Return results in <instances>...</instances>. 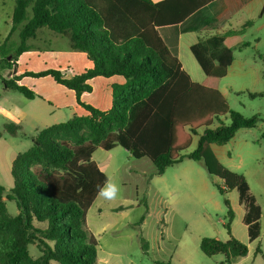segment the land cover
Segmentation results:
<instances>
[{
	"label": "trees",
	"instance_id": "16d2710c",
	"mask_svg": "<svg viewBox=\"0 0 264 264\" xmlns=\"http://www.w3.org/2000/svg\"><path fill=\"white\" fill-rule=\"evenodd\" d=\"M210 1L15 0L11 28L0 44L1 70L11 69L13 61L30 52L29 41L43 28L66 38L71 50L84 54L92 68L65 79L53 62L36 68L41 57L35 55L18 66L21 75L1 79L5 91L31 100L34 91L20 80L50 78L72 91L87 114L41 129L30 138L31 147L13 159V187L5 197L0 185V264H96L97 242L85 217L107 182L92 161L97 147L105 151L120 147L136 160L146 158L156 176L183 159L201 162L209 177L221 182L213 180V185L226 207L223 226L228 239L204 237L200 251L206 257L220 254L227 264L248 254L247 246L231 235L234 211L226 195L233 189L238 192L249 242L260 236L261 208L249 194L245 177L221 165L211 145L223 146L238 130L255 128L261 121L257 115L230 110L218 89L233 51L250 46L242 36L252 22L190 47L204 74L200 83L190 79L157 33L158 27L178 24ZM16 31L18 42L11 39ZM94 85L110 89V107L80 101ZM4 130L15 137L21 126L8 123ZM194 136L196 148L182 155ZM260 139L264 140V131ZM4 198L15 204L16 215L8 213ZM138 238L147 252V242ZM31 247L38 253L35 258L29 254Z\"/></svg>",
	"mask_w": 264,
	"mask_h": 264
},
{
	"label": "rangeland",
	"instance_id": "374dc122",
	"mask_svg": "<svg viewBox=\"0 0 264 264\" xmlns=\"http://www.w3.org/2000/svg\"><path fill=\"white\" fill-rule=\"evenodd\" d=\"M14 5L15 0H0V44L11 28ZM243 38L251 44L246 53L255 57L256 65L264 74V17L253 20ZM11 39L18 42L17 31L12 33ZM29 45L30 52L13 61L11 69H0V108L3 109L0 111V185L4 187V197L13 187L11 163L17 154L31 147L30 138L43 128L66 122L74 115L87 114V111L76 103L72 91L57 85L50 78L24 77L20 80L19 84L34 91L35 97L31 100L17 92L3 90L1 79L9 80L15 75H21L23 72L18 66L32 54L41 57L40 62L36 63V68L40 69L39 65L53 62L65 79L79 76L84 70L90 69L83 56L71 50L66 38L45 28L37 30ZM184 64L192 78H195L196 72L201 71L195 60L194 63ZM228 84L234 90L233 96L229 97L230 110L246 117L257 115L261 119L257 125L258 130L248 139L251 145L242 149L244 161L241 164L249 184V194L261 208L260 236L256 240L248 241L247 229L243 223L245 209L239 203L237 190L233 189L226 195L235 213L230 227L231 235L248 248V254L243 259H237L235 264H264V142L259 145L255 141V138H259L260 130H264V98L248 97V93H264V75L258 79L252 76L238 79L230 75L223 80V85ZM80 101L92 106L103 104L110 107V89L98 90L94 85L91 93L81 95ZM6 113L20 122L21 130L15 137L9 136L4 130L5 124L13 123L6 117ZM197 138L193 137L192 144L182 155L196 148ZM253 151H257L261 158L253 159ZM92 157L94 162L109 160L112 169L106 174L110 178L109 182L117 186L121 180L118 166H127L136 172L142 169L145 172L143 177H140L139 173L133 176L137 189L131 180L122 189L118 188L115 197L126 198L128 202L122 203L123 212L117 216L119 220L123 218L125 221H121L130 223L118 232L117 241H110L106 236L102 239L95 237L99 257L107 259L108 264H227L222 255L206 257L199 249L200 239L204 237L221 241L228 239L223 226L226 221V207L222 196L213 185L214 181L219 185L221 182L211 179L201 162L183 159L167 168L163 175L156 176L148 159L144 158L140 162L120 147L110 151L97 147ZM142 198L144 201H140ZM5 202L8 213L16 215L15 204L11 201ZM93 221L91 224L94 228ZM133 233L137 234L136 238ZM140 236L148 244L147 252L142 250L138 238ZM101 246L103 250L108 248L113 254L100 252ZM257 248L260 253L256 254ZM29 254L35 258L38 253L31 247Z\"/></svg>",
	"mask_w": 264,
	"mask_h": 264
},
{
	"label": "crops",
	"instance_id": "0c3cea01",
	"mask_svg": "<svg viewBox=\"0 0 264 264\" xmlns=\"http://www.w3.org/2000/svg\"><path fill=\"white\" fill-rule=\"evenodd\" d=\"M151 1L153 3H157L163 0H151ZM262 17H264V0H212L207 4H205L204 6H202L201 8H199L198 10L192 12V14H190L182 22L174 25H166V26L158 27L157 33L161 38V40L163 41V43L168 48L171 56H174L175 58L178 59L184 71L190 76V79L193 82L200 83L204 79L203 72L202 71L196 72L195 78H192L191 74L185 68L184 63H192V62L194 63L195 60L192 53L190 52V47L196 44L197 42H199L200 40H204L205 38H208L209 36L220 35V34L223 35V33L230 30H239L244 26V24L247 21L252 22L255 19H261ZM248 28L245 29V32L247 31ZM250 48H251V44L247 48L240 50L235 49L233 51V61L232 63H230V66L227 68L225 76L219 82L218 89L221 95L227 101L228 106L230 99L229 97L233 96L234 90L232 86L229 84L223 85V80H225V78L231 75L238 79L247 78L248 76H252L253 78L258 79L259 77H262V75H264L262 74V71L260 70L258 65H256L257 63L255 57L250 55V53H246L248 52L247 50ZM33 56L35 55L32 54L29 55L28 57H33ZM81 56H83L87 67L91 69L92 63L86 61L84 54H81ZM28 57H26V59ZM259 58L261 57L259 56ZM259 93L264 94L262 92ZM257 98H264V96ZM250 99H256V98H250ZM0 111H3V109L0 108ZM7 116L13 121L14 124H18V125L20 124L18 119L11 118L9 117V114L7 115L6 113V117ZM223 121L226 123L228 120H223ZM216 125L217 124L214 123L212 127H215ZM256 130H258L257 126L252 129H240L235 133L234 137L230 139V141L225 145L223 146L211 145V150L214 156L219 161V163H221V165H223L230 171L243 175L245 177V175L242 172L243 165H241L242 162L244 161L242 149H244L246 146L251 145L248 139H250L251 136H254L253 132H256ZM262 131L264 130H260L259 132V138L258 139L255 138V141L259 145L262 144V142H264V140L260 139V135ZM253 152H254L253 159L261 158V156L258 154L257 151H253ZM235 158L237 160H234ZM141 160H144V158L139 159L140 162ZM92 161H94L93 157H92ZM235 161H237V163ZM143 162L145 163V161ZM94 163L96 164L98 169L103 174H105V176L107 177V182H109L110 178L106 174L107 171L112 169L109 160L104 159L101 162H94ZM118 170L121 176V180L118 185V188L120 189H122V187H125L127 183L130 182L129 180H131V183L134 185V188L137 189L138 186L136 185V181H133L134 180L133 176H137V173L140 174V177L145 176V172H143L142 169H140L139 172H136L130 167L118 166L117 171ZM101 199H103V201L100 202L97 201ZM140 201H144V198H142ZM127 202L128 200L126 198H119L115 196L105 197L101 194L95 198L92 205L88 209L85 217L86 228L91 233L92 237H94L95 240L96 238L102 239L104 236H106L110 241L113 240L117 241L119 239L118 232L122 228L128 226L130 223V221L127 222L121 221L124 220L123 218L120 220L118 218V216L121 214L120 212H123L121 210L122 203H127ZM146 205L148 206V202H146ZM165 214L166 211H164V215ZM92 220H94L93 221V224L95 225L94 228L91 224ZM133 237L136 238L137 234L133 233ZM105 249L106 250H103L101 246L100 252H103L107 255L113 254L111 251L108 250V248ZM96 256H97V262H95L96 264H108L107 259H102L101 257H99L98 249ZM235 261L232 264H235Z\"/></svg>",
	"mask_w": 264,
	"mask_h": 264
},
{
	"label": "clouds",
	"instance_id": "9594fccd",
	"mask_svg": "<svg viewBox=\"0 0 264 264\" xmlns=\"http://www.w3.org/2000/svg\"><path fill=\"white\" fill-rule=\"evenodd\" d=\"M118 193V186L111 183L107 182L104 187L100 189V194L105 196V197H114Z\"/></svg>",
	"mask_w": 264,
	"mask_h": 264
},
{
	"label": "water",
	"instance_id": "95a60500",
	"mask_svg": "<svg viewBox=\"0 0 264 264\" xmlns=\"http://www.w3.org/2000/svg\"><path fill=\"white\" fill-rule=\"evenodd\" d=\"M212 178H213V179H216V177H215V176H212Z\"/></svg>",
	"mask_w": 264,
	"mask_h": 264
}]
</instances>
